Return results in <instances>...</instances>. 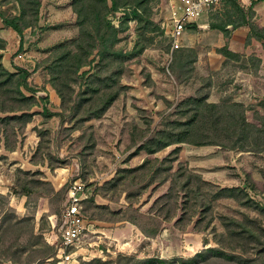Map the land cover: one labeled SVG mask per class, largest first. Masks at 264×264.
<instances>
[{
    "label": "rangeland",
    "instance_id": "obj_1",
    "mask_svg": "<svg viewBox=\"0 0 264 264\" xmlns=\"http://www.w3.org/2000/svg\"><path fill=\"white\" fill-rule=\"evenodd\" d=\"M37 1V20L27 10L35 23L21 35L0 14L2 65L11 72L27 69L29 85L37 90L25 126L19 129L22 120L0 122V264H28L34 249L46 243L57 250L60 229L52 227L50 215L57 208L60 216L65 194L53 204L48 183L75 178L84 184L82 206L91 225L81 238L79 264H145L150 258L180 264L210 247L235 257L209 254L196 264H240V257L261 264L264 68L259 46H246L264 32L253 9L259 0H224L211 7L200 17L206 26L186 25L179 48H173L169 32L180 0H105L104 16L113 30L112 52L104 55L98 53L101 26L85 7L91 0H24L32 7ZM18 2L0 0V12L19 15ZM251 24L257 30L243 42L236 38V51L228 49L230 33ZM80 46L91 50L76 72L81 78L74 67L63 72L56 62L61 52L71 55ZM60 80L70 83L62 131L57 115L42 114L39 98L47 96L46 107L62 111L54 87ZM6 96L0 95V106H18ZM76 100L79 108L72 114ZM87 113L91 117H83ZM14 114L19 111L0 112ZM177 137L186 141L163 145ZM24 183L32 190L28 198L21 193ZM130 204L161 220L155 236L122 219Z\"/></svg>",
    "mask_w": 264,
    "mask_h": 264
},
{
    "label": "trees",
    "instance_id": "obj_2",
    "mask_svg": "<svg viewBox=\"0 0 264 264\" xmlns=\"http://www.w3.org/2000/svg\"><path fill=\"white\" fill-rule=\"evenodd\" d=\"M234 1V0H233ZM19 5L21 8V13L17 16H13L12 18L10 17H6L4 16L1 12V16L3 19V22L11 27L12 29H14L17 33H19L20 35L23 33V30L25 27L28 26H33L35 23V20H37V12H38V4L39 2L37 1L36 4L37 6H29L26 2H24V0H19ZM105 0H91V2H87L85 5V7L87 9H89V13H93L94 14V18H95V22L96 24L101 26V32L99 33V35H97L98 38V53L100 54H106L107 52H112L111 49H109L108 47V41L111 37L112 34V30H113V25L111 24V22L107 19H105L104 16V12L103 9L106 7L105 5ZM114 4V2H113ZM85 7L79 9L78 13L79 15H81L80 11H82L83 9H85ZM112 7V6H111ZM107 8V7H106ZM33 10L34 13V22L32 24V20L30 18H28V13L27 10ZM133 14H137V11L135 9L132 10ZM221 29L223 30L224 27H221ZM98 30V29H97ZM254 30H257L256 27L251 24L250 25V33L252 34V32H254ZM262 30V28L260 29ZM254 35V34H253ZM257 35V36H256ZM254 35L255 37H258L260 39L264 40V32L262 33L261 31H258L257 34ZM83 45V44H82ZM92 45V44H88ZM84 46H80V50L77 52H74L71 55H67L68 53L63 51L59 54L58 58H57V63L59 64V66H61V69L66 71L69 70L71 67H74L72 69V71L75 73V77H82L81 75L76 74L77 70L85 63L84 57H86L91 50H87V48H83ZM93 47V46H92ZM221 49V48H219ZM61 50V49H60ZM219 51H223V49L219 50ZM1 54H0V95L3 93L5 95H9L6 96L5 98L9 97L8 99L11 100L13 98V100L15 101V103L18 102V106L16 107H6V106H0V112H5V111H19V114H14L12 116H0V122H5L7 120H11V119H15V120H22L21 122V126L19 127V129L23 126H25L29 120L31 119L33 112H32V108L34 105H37L36 99H35V93L37 92L36 89H34L32 86L29 85V75L30 72L22 67H16L17 71L16 72H11L9 70H7L6 68H4V66L2 65L1 62ZM67 76H69V74H67ZM71 76V75H70ZM73 78V75L71 76ZM65 79V78H64ZM61 83H57L54 84V87L57 91V93L59 94L60 98H61V102H62V111L60 112H54L52 110H49L46 107V102L48 100L47 96H40V100L44 101V105L42 108V114L47 116V117H51L53 115H57L59 117V128L61 129V131L63 130V128L65 127L64 124L66 121H68V114H66L65 112V108L66 107V91H65V87H67L70 83L69 81L66 80H60ZM63 83V84H62ZM5 87V88H3ZM27 90L29 91L31 94L27 95L25 94V92L22 90ZM71 96V93H70ZM4 98V99H5ZM3 100V99H2ZM112 99L108 100V103L111 101ZM5 101L3 100L1 103L3 104ZM79 108V101L76 100L74 102V104L70 107L69 111L73 114L77 111V109ZM70 114V113H69ZM71 114L70 119L73 117V115ZM83 117H91V114H86ZM1 124V123H0ZM66 129V128H64ZM180 132H186L183 129L178 130ZM183 134V133H181ZM179 141H186L184 140V137H177V138H173L170 140H166L163 142V145H168L170 143L173 142H179ZM69 183H65L64 185H62V187L58 190H55L53 188V186L48 183L49 185V189H51L50 191H48L49 193H53V195H55V200L54 202H58L59 200L62 199L63 195L65 194L67 187H68ZM31 188H29V186L27 184H22L21 185V193H23L24 195H26V197L28 198L31 195ZM58 198V199H57ZM52 197L49 199L51 202ZM53 213H58V209H52ZM125 216H123L122 219L128 220L130 222H132L133 224H135L144 234L148 235V236H155L161 229V220L154 218L152 215L143 213L141 211H139L137 208H134V206L132 204H130L129 206H127V209L125 211ZM247 232L250 236H253V238L258 242L260 241L259 236L256 232H254V230H247L245 231ZM246 234V233H245ZM206 243V239L204 240ZM219 242H221V239H219ZM44 247L42 248H37L34 249L33 253L30 255V259H28V264H31L33 262H35L36 260L39 261L41 259H48V258H52L54 260L55 254H56V248L53 245H49L48 243L46 244H42ZM29 247H31L30 245H28ZM259 255H260V251H258ZM209 254H215L217 256L219 255H223L224 257L231 259L234 258L235 256L226 253L222 248H214V247H210V248H206L203 252H199L198 254H195L192 257H189L187 259L181 258L180 259V264H196L197 262L201 261V260H205ZM238 263L240 264H249V263H253V259L251 258H239V260H237ZM161 263V264H174V260H165V259H161V258H150L147 261H144L145 264L149 263V264H154V263ZM38 264V262H37ZM261 264H264V261L261 262Z\"/></svg>",
    "mask_w": 264,
    "mask_h": 264
},
{
    "label": "built area",
    "instance_id": "obj_3",
    "mask_svg": "<svg viewBox=\"0 0 264 264\" xmlns=\"http://www.w3.org/2000/svg\"><path fill=\"white\" fill-rule=\"evenodd\" d=\"M224 0H180V4L172 10V26L169 32L173 48H179L181 37L187 24H195L198 28L200 17L211 7ZM243 2L242 0H239ZM249 1V0H248ZM253 1V0H251ZM86 198L84 184L79 178L69 182L60 216L50 215L52 227L59 224L60 234L55 254V264H79L78 248L85 231L91 229L82 202Z\"/></svg>",
    "mask_w": 264,
    "mask_h": 264
},
{
    "label": "crops",
    "instance_id": "obj_4",
    "mask_svg": "<svg viewBox=\"0 0 264 264\" xmlns=\"http://www.w3.org/2000/svg\"><path fill=\"white\" fill-rule=\"evenodd\" d=\"M253 2V1H252ZM254 10H256V14H255V20L258 23V26L263 27L264 28V0H259L254 8ZM201 18L198 20V22H200ZM203 24V23H201ZM195 24H193L194 26ZM204 26H206V24H203ZM196 26V25H195ZM203 26V27H204ZM201 28V27H199ZM250 29L249 27H247L246 25L243 26H238L235 30H233L232 33H230V40H228L227 45H228V49H230L231 51H236L237 50V44L235 42V39L238 38L240 42H243V39L245 40V38L247 37L248 33H249ZM254 45V46H259V48L256 47V51L258 52L259 57L262 58V62L261 65L264 68V47L261 44V40L258 39L257 37H251L250 39V43L247 44V47H250ZM62 186V184H57L54 185V189H59ZM45 210V209H44ZM44 210H42V212H45ZM47 211V210H46ZM41 212V213H42ZM52 214H56V213H52ZM37 218V217H36ZM52 232V231H51ZM50 239V241H54V235L48 237Z\"/></svg>",
    "mask_w": 264,
    "mask_h": 264
}]
</instances>
